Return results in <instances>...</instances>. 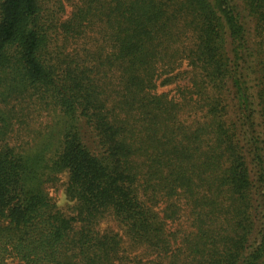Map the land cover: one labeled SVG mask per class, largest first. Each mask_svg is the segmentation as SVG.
<instances>
[{"label": "trees", "instance_id": "obj_1", "mask_svg": "<svg viewBox=\"0 0 264 264\" xmlns=\"http://www.w3.org/2000/svg\"><path fill=\"white\" fill-rule=\"evenodd\" d=\"M0 264H264V0H0Z\"/></svg>", "mask_w": 264, "mask_h": 264}, {"label": "rangeland", "instance_id": "obj_2", "mask_svg": "<svg viewBox=\"0 0 264 264\" xmlns=\"http://www.w3.org/2000/svg\"><path fill=\"white\" fill-rule=\"evenodd\" d=\"M67 4V3H66ZM67 14L70 11V6L66 5ZM65 14V15H67ZM64 15V16H65ZM64 178L61 179L63 181ZM49 194L52 197V200L56 203L57 207L66 215H69L72 212L73 202L67 199L64 194L63 185H57L55 188H49ZM102 227L107 226V223L103 222L101 224Z\"/></svg>", "mask_w": 264, "mask_h": 264}]
</instances>
